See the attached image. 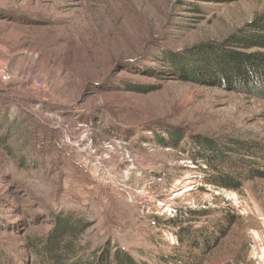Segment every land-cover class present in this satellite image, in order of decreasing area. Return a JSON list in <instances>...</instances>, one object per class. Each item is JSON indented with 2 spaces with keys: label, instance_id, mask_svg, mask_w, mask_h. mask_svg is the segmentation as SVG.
Instances as JSON below:
<instances>
[{
  "label": "rangeland",
  "instance_id": "rangeland-1",
  "mask_svg": "<svg viewBox=\"0 0 264 264\" xmlns=\"http://www.w3.org/2000/svg\"><path fill=\"white\" fill-rule=\"evenodd\" d=\"M263 9L0 0V264H43L40 245L65 217L82 262L119 249L138 264H264V84L244 83L264 48L234 41ZM168 130L183 135L176 148L151 137ZM198 137L231 147L224 170L251 177L224 191L202 184L208 165L188 162ZM185 211L192 229L235 220L189 261L167 222Z\"/></svg>",
  "mask_w": 264,
  "mask_h": 264
},
{
  "label": "trees",
  "instance_id": "trees-1",
  "mask_svg": "<svg viewBox=\"0 0 264 264\" xmlns=\"http://www.w3.org/2000/svg\"><path fill=\"white\" fill-rule=\"evenodd\" d=\"M249 26L250 30L245 33H240L239 36H235L234 41L243 45H247L250 41H254L258 43L261 48H264V9L260 14L255 16ZM244 83L254 86L264 84V59L260 60V58H257L253 61L250 76ZM165 136L166 137L163 138L155 133L151 137L156 145L158 144L167 148H176L178 143L183 139V135L174 130L166 131ZM190 145L191 148L189 154L193 157L192 160L194 161L197 157L205 165H208V169L210 170L209 173H204L202 184H211L221 188L236 189L238 188V183L235 181L236 175H240V172L242 171L247 174V177H251V169H242L240 166H233V170L236 169V171H233L230 168V171L232 170L231 172L224 170L226 164L227 167L231 164L228 160L229 157L224 154L226 151L232 150L231 147L225 146V148H223L209 139L200 137L193 139ZM190 212L191 211H189V213ZM201 216L204 217L205 215L202 214ZM234 220V215L227 213L224 216L225 224L218 225L213 231L209 230L207 227L206 230H201L203 227L192 229V226L183 225L184 222H188H186V217L184 215L177 220L170 218L167 222L177 227L176 236L181 243L183 242L186 244L185 252L189 254L190 258L188 259L191 261V259H194V255H196L197 252L204 253L210 247L209 244L212 240L210 235H213L212 237H214V239L224 236ZM75 231L76 224L69 221L67 217L62 219L57 218L55 227L50 231L46 243L40 245V252L44 256L42 263L61 264L63 258H69L70 260L73 259V261L70 262L71 264H138L129 254L123 253L119 249H114L112 254H110V249L107 251L106 249L102 250L96 255V257L88 262L75 260V255L73 254L74 245L70 241V237L74 236L73 234ZM197 233L201 234L197 237H193V235Z\"/></svg>",
  "mask_w": 264,
  "mask_h": 264
},
{
  "label": "built area",
  "instance_id": "built-area-1",
  "mask_svg": "<svg viewBox=\"0 0 264 264\" xmlns=\"http://www.w3.org/2000/svg\"><path fill=\"white\" fill-rule=\"evenodd\" d=\"M188 160V159H187ZM186 160V161H187ZM125 161H126V163L127 164H129L130 165V167H133L132 165L136 162V158L133 156V155H131V154H127L126 155V158H125ZM191 161H193L192 159H189L188 160V162L189 163H191ZM110 173H109V175L107 176V182L108 183H112L111 181H114V179H112L111 177H110ZM123 186V188L124 189H128V187H127V185H122ZM218 188V190L219 191H224L223 189H221V188H219V187H217ZM139 191H141V190H137L135 193H137V192H139ZM127 194H128V196H129V198H130V194H132V193H130V192H126ZM137 194H139V193H137ZM133 195V194H132ZM140 195H143V194H140ZM145 196V195H144ZM157 210H154L153 211V213H158V212H156ZM232 211H233V209H232ZM182 212V211H181ZM163 213V212H162ZM164 216H168L167 218H169V216H175V215H177V211L175 212V209L174 208H171V207H168L167 209H165V211H164ZM187 214V212L185 211V212H183V214L181 213V215H180V217H182L183 215H186ZM187 216V215H186ZM185 216V217H186ZM176 233V232H175ZM170 235H172V234H170ZM173 236V235H172ZM175 236V238H177V236L176 235H174Z\"/></svg>",
  "mask_w": 264,
  "mask_h": 264
},
{
  "label": "bare ground",
  "instance_id": "bare-ground-1",
  "mask_svg": "<svg viewBox=\"0 0 264 264\" xmlns=\"http://www.w3.org/2000/svg\"><path fill=\"white\" fill-rule=\"evenodd\" d=\"M140 192H142V191H140ZM140 192H139V193H140ZM142 193H143V192H142ZM143 195H144V194H143ZM258 256H259V255H258Z\"/></svg>",
  "mask_w": 264,
  "mask_h": 264
}]
</instances>
